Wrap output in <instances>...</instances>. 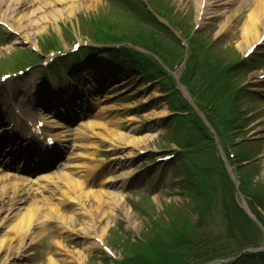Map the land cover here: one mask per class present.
<instances>
[{"label":"rangeland","instance_id":"rangeland-1","mask_svg":"<svg viewBox=\"0 0 264 264\" xmlns=\"http://www.w3.org/2000/svg\"><path fill=\"white\" fill-rule=\"evenodd\" d=\"M86 1L63 0L62 3L56 4L55 7L59 10V12H55L56 14L54 16L57 23L51 24L47 20L44 24L46 29L43 30V26H41L36 31L37 33L34 37H32L36 46H34L35 48L38 45L40 47V42H43L45 39L47 41H54L56 39L58 42L56 45L58 48H64V52L58 56L55 53L50 54L54 57L47 62H44L45 59L41 58L37 66L30 67L27 72H24L20 76H10L7 82H9L8 85H10V88L16 87L18 83L23 82L25 92L28 93L34 86H40V88H43V94L38 97L42 98H48L52 90L57 89H63L60 93L61 97H68L69 93L74 90L71 89L74 83L77 84L74 87L80 88L79 92L84 94L81 100L87 99L93 103L89 109V114L82 117V119L74 121L73 124H65V128L72 131L75 128H83L84 126L87 129L86 133L89 135L82 142V148L76 149L78 155L77 160L78 158L80 159V165L83 167L88 166L87 174L90 185L85 184V187L82 188L96 190L99 188L98 184H100L102 190L101 195H104L103 191H106L107 194L105 195L108 197L118 195L114 200L113 207L109 208L107 205H102V212L99 214L101 217H98L99 223L97 226L98 229L104 232L102 238L104 239L106 247L92 248L91 250L86 249L87 244L81 237L73 232H56L58 230H53L49 224H46L44 225L39 240L35 239L32 242L26 241V248L22 256L20 258H14L15 264H48L47 259L49 255H54L57 258L61 255L63 256L64 253H60V247L52 244V241L59 237L67 249L74 253L76 251L81 252V264H142V261L138 260V256L145 250L143 246L140 247L138 245L139 240L137 239L141 233L152 239L151 236L155 234L151 233L156 231L159 233L161 231L157 230L159 227H161L160 229H164V227L171 229V227L177 225L182 226L186 223H194V230L190 233V239L186 240L185 244L175 246L167 255L161 258V261H156V264H207L211 258L220 255L227 256V254H235L240 250H244L245 247L249 246V249L252 244H257L255 246L263 251L264 208L251 203L249 198L254 199L256 197V201H262L264 203V91L261 90L264 89V78L258 79V85L260 87L257 88L258 91L255 94H245L256 88L253 87L255 86L254 79L249 76H257L260 73L264 74L262 73L264 72V43L258 46V49L253 53L252 57L244 58L243 51L240 52L235 47L236 42L239 41L240 23L234 24V27L229 32L222 34L217 33L221 27L222 16L204 19L197 27L196 8L193 0H97L96 4H90ZM143 1H146L147 5H149V11L154 14L155 12L159 13L155 14L157 19L152 13L151 18H141L140 14L147 13L146 5H143L145 3ZM70 3L73 4L74 11L72 13L65 8ZM224 9L225 7L220 8V10ZM1 11H3V7L0 5V13ZM161 12L163 13L162 15ZM11 15L18 16L13 12ZM97 16L124 21L131 27L136 26L138 28L133 29L140 32L142 37H144L143 32L139 28L148 30L149 32L145 33H150L163 42L168 41V45L173 46V50H160V52L169 64H175L179 58V48L175 42L179 44L181 42L186 45L183 37L193 31L194 25L197 32L194 37L191 34L193 42L196 43L199 40L211 41L210 48L219 51V53H222L223 50L224 53L230 54L231 57L234 54L241 53L240 55L244 62L236 68L232 79L238 80L247 75V83L250 86L249 89L244 87L245 93L241 94V96H245L247 99L249 97L256 99L254 104L246 107L247 109L245 110L250 111V113L252 112V116L256 117V119L254 122H250V119L246 118V113H243V107L245 106H243L244 103L242 102L243 104L238 103V107L240 108L236 115L244 119L245 125L232 124L230 122L228 124L221 123L217 127L218 129L225 130L222 132V135H229L228 142L232 145L228 146V149H231L227 153L234 151L236 154L235 161L232 163L233 165H227L230 170V174L228 173V188L234 194L236 201L231 195L227 197V200L234 209H236L237 202L240 207H238L239 212L245 218L243 219L244 222L241 223H237L233 219V222L238 226L235 230L230 228L225 229L226 225L230 223V221L226 223V219L230 220L231 217H225V214L230 212V209L225 204V186L222 184V182L225 183L227 180V170L224 162L226 156V153L223 151L224 145L219 143V141L221 142L219 137L221 132L217 133L218 129L207 124L205 120L207 114L204 111L205 108L208 111L212 110L213 106L218 102L220 103L218 106L220 110L231 100L233 93H226V89L231 88L225 87V94L219 93L214 102H208L204 106L198 105L197 107L194 101L197 104L198 102L192 95L188 94L186 88L180 83L182 79L181 74L185 71L184 63L175 66L170 72V77L157 73L156 77H148L146 79L142 74H139V72H142L141 70L135 71L140 59L132 61L135 68L131 69L125 61L112 56V54L116 55L118 51H111L110 48L112 47L105 46H101L98 50L95 49L94 51L92 49L85 50L86 48L81 49L79 53L84 52L80 55L75 52L74 59L77 62L73 66L72 71L67 67V64L71 63V59L66 57L70 53L69 45L76 41H80L81 45H86L88 43L87 41L91 40L93 33L97 31V27L94 25L95 17ZM160 20L165 23H162ZM8 22H12L11 18ZM149 23H153L154 26ZM158 24L164 25V27L158 26ZM100 29L105 30L106 27H100ZM176 29L182 33V37ZM261 31L262 28H260ZM0 35L4 37L3 40L5 41L0 42V45H4L0 47V58H11L13 55L9 54L22 47L34 53L39 52L36 49L33 51L32 46L27 43V46L13 44L19 35L15 36L11 34L2 26H0ZM190 44L188 43V46ZM8 46H12L11 49ZM150 47L159 53L157 47L154 45ZM137 48L147 52V55L150 56L151 52L141 47ZM188 53L187 56H191L192 53ZM78 62L80 63L78 64ZM160 63L165 65L161 57ZM147 66V64H144L143 68H147ZM102 68L105 70V73L101 72ZM215 70L216 72L220 71L221 67H217ZM1 72H4V70H1ZM207 72L203 70L199 71L196 67L194 77L198 78L196 80L198 84L206 83L210 77V74H207ZM224 73L222 70L216 80L209 85V88L221 86L223 81L227 80ZM190 75L191 72L188 68L185 71L184 79H188ZM71 76L73 79H71ZM57 77H59L60 83L52 87L51 79L53 78L57 81ZM85 77L89 82L83 85ZM172 79L176 86L175 89L169 90L173 83ZM2 84L3 82H0V99L7 87L6 84ZM238 84L239 82L234 83V86ZM176 87L180 89L182 96L188 99L195 107L199 116L204 119L206 126L205 124H201L199 120L198 124L201 126V129L197 127L198 125L192 124L191 120L190 126L188 127L177 121L178 119L176 117L181 115L174 113L176 111L175 108L180 106V100L178 98L180 92L176 91ZM45 92L47 93L44 94ZM185 110L187 109H179V111ZM30 111L32 112V110ZM81 121L84 123L81 124ZM204 127H208L207 135H203ZM177 129L183 132V135L185 133L184 138L186 139L195 135L194 141L203 139V141L207 142L213 138L217 142L214 148H207L209 151H214L210 155L215 157L218 164H221V167L217 170L220 175V180L214 178L210 181L212 192L217 190L219 192H217V207H214L208 212L211 216L209 225L199 220L195 221V207L193 205L202 202V199H195V192L192 190L193 175L190 173L192 160H197L199 164H204L205 159L207 165L211 166L209 164V157L205 156L206 151L204 146L196 151L185 152L184 156L180 154L177 157L174 154L169 160H162L163 157L172 155L173 152L177 151L173 142V140H178L176 135ZM62 131L65 130H51L52 134L56 136ZM115 134H118L117 136L121 138H125V136L131 139L134 138L136 139L134 141L137 145L130 144L127 140L117 139ZM184 138L181 136V139ZM181 139L179 143H183ZM73 142L77 144L76 139ZM114 145L120 146L121 148H115ZM116 149L118 150L115 151ZM89 153H94L95 158L91 155L88 159L84 158L87 155L89 157ZM126 155L129 157L125 160L126 166L122 168H119L118 160L111 159L114 156L125 158L124 156ZM68 158V151H65L62 156L63 163L57 168H51V173L58 176L61 184L64 182V178L59 176L58 172L64 171L63 166L68 163ZM119 164L124 165V163ZM96 167L97 174H91ZM109 167L113 168L112 170L115 171V174L111 172L105 173ZM122 173H131L129 175L130 178L126 181L119 179L114 182L108 181L109 177H114L116 174L120 175ZM212 173L213 171L210 170V179ZM195 174L197 176L198 187L201 191L206 192L207 179L205 169L199 167L195 170ZM240 175L248 179L244 181ZM94 177L97 179L96 181H92ZM238 182L243 192L242 195H245L255 220L249 218L241 207L242 200L236 188ZM241 182L245 184L244 187H242ZM256 187L260 190L257 191ZM68 192L67 187L61 191L62 195H67L69 194ZM43 206V204H37L26 205L24 207L41 209ZM62 209L68 216L70 215V206L68 203L63 205ZM103 211H108L109 214L103 215ZM206 211L207 208L202 209V213ZM46 216L50 217L51 215L47 214ZM79 220H83V217H77L76 229L80 227L78 223L81 221ZM11 227H13V224L0 227V237L4 235L3 230L5 229L8 230L7 234H9ZM96 232L99 233L97 230ZM233 232H235V236H233ZM157 245L159 246V243ZM147 247L149 249L148 251H151L153 248H158L153 247L150 249V244H147ZM162 247L167 249V246ZM107 248L110 249L109 252L106 251ZM110 257L115 261H110ZM260 257L264 264L262 256ZM2 258V253H0V259ZM253 262L255 264L254 260ZM253 262L250 264H253Z\"/></svg>","mask_w":264,"mask_h":264},{"label":"bare ground","instance_id":"bare-ground-1","mask_svg":"<svg viewBox=\"0 0 264 264\" xmlns=\"http://www.w3.org/2000/svg\"><path fill=\"white\" fill-rule=\"evenodd\" d=\"M62 2L63 0H0V5L3 7V11L0 13V21L6 24L5 26L10 30L18 33V39L15 40L13 44L26 45L27 43L31 46H35L32 37H34L37 33L36 31L40 29L41 26H43V30L46 29L44 24L47 20L51 24L57 23L54 16L56 14L55 12H59V10L55 6ZM86 2L96 4L97 0H87ZM193 2L196 8L197 24H200L204 19H212L218 16L223 17L221 19V27L217 32L218 34L229 32L234 27V24L240 23L239 41L236 42L235 47L240 52L243 51V54L252 46H255L260 40L264 31V0H193ZM59 7H61V5H59ZM224 7V10H220V8ZM65 8H67L70 13L74 11L72 3L65 6ZM12 12L18 16H12ZM10 18L12 20L11 23L8 22ZM260 28H262V32H260ZM11 47L12 46H8L9 49H11ZM101 72L105 73V70L102 68ZM257 77L258 76H253V81L256 83L258 82ZM22 83L23 82L18 83L16 87L8 88L6 90V95L4 94L2 97L0 118L5 117L7 120L4 131L10 129L9 132H12L10 126L15 125V122H17L14 120L16 114L13 113L14 108H17L18 101L24 102V99H27L25 101L26 104L22 103L27 105V107L36 103L37 99L41 100L40 102H42L43 106H48L49 102L53 103V105L56 104V102H61L58 98L54 100L53 97H49L52 99L49 101V99L44 100L45 98L38 97L43 94V90L42 88H37V85L33 88L30 86L31 90L29 93L24 92L25 87ZM56 83V80L52 78L51 85H55ZM258 87H260V85H256V88ZM261 90L264 91V89ZM77 91L79 92L78 87ZM79 94H81V92H79ZM25 95L27 98H25ZM86 102L87 99L82 102L76 100L71 104V107H66V111L71 110V108L76 110V106L79 107L80 105H83V109L88 110L87 106H85ZM80 114L81 113H79V115ZM20 118L24 126H27L26 119L21 114H18L16 119L21 121ZM38 119L39 122H45L46 126L51 129L63 127L60 122L56 121L55 118L50 115H46V119H44V116H39ZM10 120L11 122H9ZM19 123L20 122L15 125V128H17ZM82 123L84 122H81V124ZM25 130L26 129H24V131ZM86 131L87 129L83 126V128L78 127L72 131L65 130L57 136L60 143H66L65 145L69 149L68 163L63 166L64 171L58 172V175L64 178L62 184L58 176L54 173L42 176L38 175L34 179L13 177L9 174L0 173V227L9 224H13L14 227H11L9 234H7V229L3 230L4 235L0 237V253H2L3 256V258L0 259V261H2L1 264H15L14 258H20L22 256L26 248V241L32 242L35 239L39 240L41 238L40 236L45 223L49 224L53 230H58L56 232H73L81 237L87 244L86 249L91 250L92 248L97 249L106 247L104 239L102 238L104 232L98 229L97 226L99 218L101 217L99 214L102 212V205H107L109 208L113 207L114 200L118 195H111V197H108L105 195L107 194L106 191H103L104 195H101L102 190L100 184H98L99 188L96 190L92 188H82L85 187V180L88 179V166L83 167L80 165V159L78 158L77 160L78 155L76 149L82 148V142L89 137ZM35 139L32 141H35ZM74 139L77 140V144L73 142ZM117 139L127 140L130 144L133 143L137 145L134 141L136 139L134 138L131 139L126 136L125 138H121L117 136ZM25 141H29L26 136ZM79 143L80 145H78ZM114 147L121 148L117 145H114ZM117 150L118 149L115 151ZM40 151H45V149ZM13 154L15 153L12 151L10 155ZM90 155L95 158L94 153H89V157L87 155V157L84 158L88 159ZM35 156L39 159L38 161L43 160L40 154L36 153ZM124 157L125 158H114L119 161V168L126 166L125 160H127L129 156L126 155ZM49 162L53 164L54 160H50ZM119 163H124V165ZM112 169V167H109L105 173L111 172L115 174V171ZM96 171L97 167L91 174H95ZM130 174L131 173L116 174L114 177H109L108 181L114 182L118 179L126 181L130 178ZM66 187L69 194L62 195V189ZM33 190H35L34 193ZM36 203L43 204L44 206L41 209H30L29 207L20 208L23 204ZM67 203L70 206L69 216L62 209V206ZM47 214L51 216L47 217ZM107 214H109L108 211H103V215ZM78 216L83 217V220H79L81 221L78 223L80 227L76 229V220ZM96 230L99 233H97ZM59 238L52 241V244L60 247V253L64 254L58 258L54 255H49L47 259L48 264H61L65 262L68 264H81V252L76 251L74 253L67 249Z\"/></svg>","mask_w":264,"mask_h":264},{"label":"trees","instance_id":"trees-1","mask_svg":"<svg viewBox=\"0 0 264 264\" xmlns=\"http://www.w3.org/2000/svg\"><path fill=\"white\" fill-rule=\"evenodd\" d=\"M126 16V15H125ZM106 19V18H105ZM106 20H109L108 18ZM111 24H109L108 26H106L105 30H97L96 31V36L99 38L104 39L105 41H118L122 38H128L131 37V39L136 40L146 46H155L157 47L158 51L160 50H173V46H169L168 44L162 42L161 40H159L157 37L153 36L150 33H145V32H149L146 29L143 28H139L142 30L143 32V36L142 37L140 34V32L136 31L133 28H138L136 26L131 27L128 23H125L124 21H120V20H116V21H109ZM99 33V34H98ZM137 35V36H135ZM138 39V40H137ZM57 42L52 41L51 42V46L52 48H54ZM149 46V47H150ZM152 48V47H150ZM179 54V53H178ZM181 55L179 54V58L177 60L176 63H178L180 61ZM175 63V64H176ZM174 64H171V66H173ZM149 76L153 77L156 75L153 74L152 72L148 74ZM194 82L195 86H199L198 83H196V81H192ZM228 86V84H226ZM225 87L219 88L224 89ZM217 94L214 93V91L212 90H208L207 94L204 96L198 98L199 102L202 101H209V102H214L217 98ZM192 190L193 192H195V196L197 198H203L202 194L204 193H209V195L211 197H213L214 192H212L211 188H210V182L207 183V187H208V192H203L201 191V189L198 187L197 184V180H195L192 183ZM258 186V185H257ZM256 190L259 191L260 189L258 187H256ZM226 193V192H225ZM228 193L225 194V200H227L228 197ZM256 201V200H255ZM161 227H159L157 230H161L159 233L153 232L151 234H155L153 236H151L152 239L148 238L146 235L142 234L143 237H147V239L149 240L148 244H150V249H152L153 247H158V248H153L151 251H148V247L147 244L145 245V243L138 241V245L140 247L143 246V249H146V254L143 257L138 256V260L142 261V264H156L157 262L161 261V258H163V256L167 255V253L172 250L173 248H175V246H179L182 244H185L186 240L190 239V236L187 235V232L184 230V227H180L179 225L171 227V229H168L166 227H164V229H160ZM150 234V235H151ZM159 234V235H157ZM158 239V240H156ZM155 241H159V246L155 245L154 243H150V242H155ZM162 246H167V249H164ZM157 261V262H156ZM159 264V263H158Z\"/></svg>","mask_w":264,"mask_h":264}]
</instances>
